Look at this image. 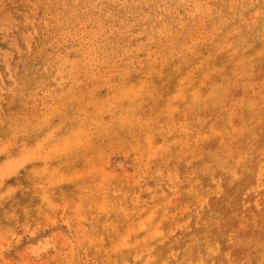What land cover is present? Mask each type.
Returning a JSON list of instances; mask_svg holds the SVG:
<instances>
[{
	"label": "rangeland",
	"instance_id": "rangeland-1",
	"mask_svg": "<svg viewBox=\"0 0 264 264\" xmlns=\"http://www.w3.org/2000/svg\"><path fill=\"white\" fill-rule=\"evenodd\" d=\"M124 1L0 0V264H264V0Z\"/></svg>",
	"mask_w": 264,
	"mask_h": 264
},
{
	"label": "bare ground",
	"instance_id": "bare-ground-1",
	"mask_svg": "<svg viewBox=\"0 0 264 264\" xmlns=\"http://www.w3.org/2000/svg\"><path fill=\"white\" fill-rule=\"evenodd\" d=\"M124 1V0H123ZM176 2H177V5L178 6H180V5H183L184 4V2L186 1V0H175ZM124 2H126V0L124 1ZM35 3H36V1H35ZM262 3H263V1H262ZM62 4H64V2L62 3ZM128 4H130V6H128ZM131 4H133V2H131L130 0H129V2H126L124 5L125 6H123V8L120 10L119 8H114V7H112L111 8V11H112V13L114 14V15H117L118 13H120L121 15H125V13L123 12L124 10H128V9H130L131 11L132 10H134L133 9V5H131ZM119 5V4H118ZM128 6V7H127ZM193 6V5H192ZM168 7V6H167ZM233 7V6H232ZM100 8V7H99ZM147 8H148V6H147ZM136 10V9H135ZM194 11V10H193ZM205 13V12H204ZM206 13H207V8H206ZM60 14V13H59ZM108 14V13H107ZM195 14V13H194ZM242 14V13H241ZM191 16V15H190ZM213 16V15H212ZM241 17V16H240ZM76 18V17H75ZM45 19V18H44ZM98 19V18H97ZM106 19V18H105ZM225 19V18H224ZM123 20H125L124 18H123ZM141 20V19H140ZM183 21V20H182ZM179 23V22H178ZM87 24V23H86ZM90 24V23H89ZM98 24V23H97ZM110 25V24H109ZM158 25V24H157ZM86 27V26H85ZM198 27H199V25H198ZM103 28V27H102ZM185 27H183V29H184ZM181 29V28H180ZM103 30V29H102ZM71 31V30H70ZM70 31H69V33H70ZM108 31V30H107ZM164 31H166V30H164ZM79 32V31H78ZM103 32V31H102ZM146 32V31H145ZM80 33V32H79ZM62 34V33H61ZM102 34V33H101ZM105 34V33H104ZM187 35V34H186ZM196 35V34H195ZM174 38V37H173ZM214 39V38H213ZM50 40V39H49ZM55 40V39H54ZM134 40V39H133ZM217 40V39H216ZM193 41V40H192ZM199 41V40H198ZM47 42V41H46ZM82 42V41H81ZM172 42V41H171ZM214 42H215V40H214ZM59 43H60V41H59ZM126 43V42H125ZM99 47H100V45H99ZM219 47V46H218ZM69 49V48H68ZM170 50V49H169ZM85 51V50H84ZM127 51V50H126ZM131 51H132V49H131ZM237 51V50H236ZM6 53V52H5ZM89 59V58H88ZM95 59V58H94ZM92 63H93V61H92ZM65 64V63H64ZM68 69V68H67ZM66 74V73H65ZM63 78V77H62ZM28 107V106H27ZM157 232V231H156ZM155 232V233H156ZM31 239V238H30Z\"/></svg>",
	"mask_w": 264,
	"mask_h": 264
}]
</instances>
